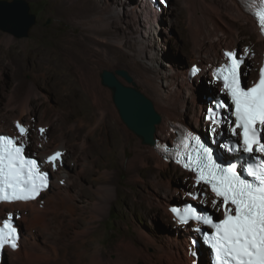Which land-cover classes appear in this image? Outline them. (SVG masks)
I'll return each mask as SVG.
<instances>
[{
  "label": "bare ground",
  "instance_id": "bare-ground-1",
  "mask_svg": "<svg viewBox=\"0 0 264 264\" xmlns=\"http://www.w3.org/2000/svg\"><path fill=\"white\" fill-rule=\"evenodd\" d=\"M131 1L132 0H94L97 7L95 10L96 12L91 16H87V20H82L81 26H83L84 29L92 28L94 30L93 33L97 34L98 41L100 39V41L108 42L112 46L113 51L118 50L124 54L132 55L131 58L135 55L132 54L130 50H127L125 46L127 43H130V40L134 41L138 51L135 58L141 61L140 63H142L144 68L151 67L157 72L156 67L163 57L160 46L155 44L156 42L160 44L159 41L162 38L160 33L162 29H165V32L169 33L171 25H168V20L166 18H161V15L163 12L164 15L169 14L172 5L169 4L164 9V6L159 3V7L157 8V6L150 1L138 0V2H134L135 4L132 6ZM60 3L65 5V3H70V1L64 0ZM62 5H60V7H62ZM68 7L70 6H67V8ZM184 10H187L188 18L190 19L189 29L193 42L191 67L199 64L201 69L197 75L190 77L188 75V70L185 68L186 65H182V63L179 62L181 65H179V68L175 66L174 68H177L176 70L171 69L165 71L164 74L159 73L163 75L164 81L155 79L156 83L153 84L140 72V76H134L128 70L114 69L117 78L125 85H137V83H139L138 81H143V83H149L152 87L156 98L159 100L157 103L152 102L161 118L160 122L156 125L154 133V140L157 142H163L174 137L172 127H175L176 122L184 123V125L189 128L198 126L200 123V116L197 118L196 103L197 96L199 95H197V93L200 87L203 91H200V94L206 93V86L201 84L203 76L210 84H217L212 69L217 62L225 59L222 51L223 49H232L236 51L238 48L242 47V53L246 54L248 58L249 54L251 57L255 54V52L251 50L252 45H249L250 48H248L246 47L247 43L242 45L239 42L241 40L239 30L227 19V17L233 19L241 26L251 27V29L257 33V42H260V45L257 43L253 45L255 49L257 45H259L258 48L262 50L263 54L260 60L257 58L255 61L251 59L253 62L251 66L252 70L247 66L246 72L251 75V79L256 78L254 73H252L254 64L260 66L263 61L264 35L256 20L253 16L244 11L238 0H184V4H179L176 8L178 13L177 25L181 24L180 19ZM122 21L129 23L131 27L128 26L126 28L127 30L122 29L120 27ZM164 23L165 26L163 27L162 25ZM121 31H123L124 34L122 33L123 35L115 39L114 37L108 36V34L111 35L110 33L112 32L120 33ZM128 33L129 35H126ZM3 40L6 41L5 46L3 45ZM61 40L64 41L63 45L65 40L68 42H66V44H68L69 49L71 48V50L75 51V60L78 61V55L81 53L78 52L79 50L77 51V49H75L76 46L73 43L74 41L72 42L74 39L68 37L66 39L62 38ZM26 59L32 60L30 75H32L33 78H30V80L25 79V81L21 79L20 83L25 86L24 84L30 81L33 87L38 88V86L44 85L55 93L59 99L64 96L69 97L67 99L69 101L61 99L63 100L61 101L63 109L60 112L65 114L64 119L66 123L63 121V125H71L73 128L70 129L71 131L69 130L70 132H65L64 135L61 133L59 139L55 141L57 143H54L53 141H49L48 136L45 134L46 126H43L42 129H44V132L41 133V129L37 130L32 121H23L22 116L15 118L14 124L19 122L27 129L26 135L21 137L17 128L7 125L4 118L0 117V128L7 129L5 132L12 133L14 136L18 137L19 141H24L28 145H31V148H28V150L31 153L35 152L44 162L45 169L49 168L53 175H55L53 176L52 185L49 190L41 196V198L44 196L45 199L43 203H39V199L37 201L0 203V218L7 217L8 214L11 213L17 217V219L24 220L26 223L23 229V226L21 227L18 223L22 231L19 248L11 250L5 247L2 256L5 255L4 257L6 259V251L8 250L10 254L14 255L13 259H11L13 264L16 262L22 264H55L56 262L61 264V261H65V264H72L73 262L71 263V260L66 254V250L63 251L64 254L60 255L59 247L56 246V249L51 243L49 235H52L54 226L57 222L62 224L65 222V219L67 220L66 216L70 222L84 224L81 213L77 214V203L85 208V211H87L90 216L88 220H86L85 216L86 222L83 225V229L75 231L76 235H84L86 232H90L97 228L93 227L94 222L107 212L111 200H113L117 192H120V189L112 183L113 177L110 175L111 167H108V164L114 163L118 150L120 147L122 148L123 140L122 136L119 137L115 134L113 126L108 123L106 119L107 109L100 104L99 96L97 97L95 92L93 93L95 96L92 97L94 103L98 105V113L95 116L93 124L88 121L91 113L89 104L91 100H89L88 94H86L77 81L68 76L70 74L67 72L68 69L66 68L64 60L55 51L48 49L46 45L40 43L32 47L27 45L23 49H18L12 36L0 38V69L16 63L20 68L19 71L23 73L27 71V67L23 63ZM75 60L74 62H76ZM99 61L107 63L109 59L99 58ZM248 63L250 62L246 60L242 65V69H244L245 65H248ZM169 66L170 65H168V67ZM93 69L94 68L88 69L89 74L94 75V80H96V82H102L103 77H101V72L97 71V69ZM19 71L17 72L19 73ZM144 71L147 72V70ZM38 72L40 76H36ZM209 72L212 74L210 75ZM96 73H98V75H96ZM90 81L91 78L89 77L87 82ZM131 87L137 88L134 85ZM209 94L213 95L212 93ZM29 99L30 96L27 95L23 101V107L29 106ZM203 103L206 104V101L204 100ZM211 104L212 103H209L206 106L203 104V107H205L203 108L201 102L199 110L200 114L202 113L203 115L204 127L207 129L210 128V123L206 121L205 113L208 105ZM156 107H158L157 109H159V111ZM113 113L115 118L119 120L120 117L116 109H114ZM187 117H196L197 120L194 123L188 120L192 124L180 120L186 119ZM124 127L128 132L127 134H129V128H126L127 126ZM225 127V125H219L217 129L223 130L226 129ZM101 129H104L105 135ZM2 132L4 131L0 130V133ZM69 134L78 142L77 145L79 148H77V150L72 151L70 148L71 146L68 145L67 137ZM94 134L99 136L101 139L100 143H103V146L100 143L97 144L94 141H90ZM139 142L142 144V140ZM106 144L109 146L106 147ZM147 145L148 149L146 150L149 151L150 156L153 157L154 166L157 168L156 173H158L159 169L166 168L169 162L164 160V157L156 151L155 143H148ZM57 151L62 155L56 162V166L53 167L47 162V158ZM224 155L233 158V156L229 154L224 153ZM136 160L141 165L143 170H141L142 173L149 169L147 156L143 150L131 160L130 167L135 165ZM94 171L100 173L102 176L107 175L108 181L93 186L92 195H94L96 199L92 201L90 196H86L88 194V186H86L85 183L88 182L92 185L93 181L97 179L93 178L95 174ZM187 173L190 172L187 171ZM111 174L115 177L113 172H111ZM153 177L152 180L155 181L157 185L159 184L160 187H163L164 192L155 194L153 198L149 200V203L153 206L157 205L162 207L175 222L173 225V229H175L174 232L171 234L169 232L171 236L160 244L158 249L159 252L151 253L145 250L144 247L137 248L130 245L134 248L131 249L133 253L131 252L128 258H105L97 245L93 247L92 252H90L89 248L81 245L82 248H80L78 252V264H138L141 263L142 260H145L148 264H197L201 260L203 262L200 264H211L210 257L209 260L207 259L209 250L204 248L202 244L196 248L194 247L197 253L195 252V255L192 254L193 252L189 250V237L191 236L192 230L190 226L182 229V224L178 222L177 218H175L170 210L172 200L169 198L168 190L170 189L172 181L159 179L156 175ZM135 179L139 181L144 180L140 173H135ZM192 179L193 184L191 189H199V186L195 184V176L193 174ZM63 181L65 184L61 185ZM178 185L177 191H179L182 182ZM189 193L190 190L188 194L179 191L177 197L184 198L186 195H189ZM189 197L190 200H195L197 203L203 204L205 207L209 208V205L206 206L207 201L210 198L214 199L213 194L209 196L210 198L205 199L202 197L193 199L191 195H189ZM131 198V195H129L126 197V200L131 202ZM125 204L129 206L126 202ZM6 206L10 209H6ZM132 206L134 213L137 212L145 216L150 214L149 210H141L138 208L140 206H138L137 203H134ZM153 206H151V208ZM130 208L128 207V209ZM52 223L54 225H52ZM164 227L166 226L164 225L163 229H165ZM166 230H168V228ZM141 233L144 237H148L146 232ZM165 235L166 234H164V236ZM166 236L168 237V231ZM39 241L41 242L40 245H38ZM198 247L200 249H198ZM60 256L64 257L60 258ZM5 259L3 258L0 264H8V261H5Z\"/></svg>",
  "mask_w": 264,
  "mask_h": 264
},
{
  "label": "rangeland",
  "instance_id": "rangeland-1",
  "mask_svg": "<svg viewBox=\"0 0 264 264\" xmlns=\"http://www.w3.org/2000/svg\"><path fill=\"white\" fill-rule=\"evenodd\" d=\"M27 1L30 3L31 12L35 13L37 16L36 23L31 27L29 34L24 37H17L15 34L9 31L0 29V38L12 36L18 49H23L27 45L32 47L35 44L40 43L42 45H46L48 49L55 51L64 60L66 68L68 69L67 72L68 74H70L68 76L77 81V83L83 88L86 94H88L89 100H91L89 102L91 113L88 121L93 124L95 121V116L98 113V105L94 103L92 97L95 96L93 94L95 92L96 96H99L100 104L107 109L106 119L108 123L113 126L115 134L119 137L122 136L123 140L122 148L120 147V149L118 150V154H116L117 156L114 163L108 164V167H111L110 175L113 177L112 183L120 189V192H117L116 196L113 198V200H111V204L110 207H108L107 212L103 214L100 219H97L94 222L93 227L97 228L93 229L90 232H86V234L84 235H76L75 231L83 229V225L86 222L85 216L86 220H88L90 216L88 212L85 211L86 209L81 207V205L77 203V214L81 213V216L83 217L82 221L84 222V224L77 222L76 224L74 222H70L68 221V217L66 216L67 220L65 219L64 223L60 224L57 222V224L54 226L53 232L51 230L52 235H49L51 243L55 247H59L60 255L64 254L63 251L66 250V254L71 260V263L73 262L72 264H78V252L80 251V248H82V246L89 248L90 252H92L93 247L97 245V247L101 249L100 252L103 256H105V258L114 257L117 259L128 258V255H130L131 252L133 253V250L131 249H133L134 247H144L145 250L151 253L159 252L158 249L160 247V244L167 240L166 238H169L171 236L170 234L174 232L175 229H173V225L175 222L170 218V216L162 207H159L157 205L153 206L149 203V200H151L155 194H161L164 192L163 187H160L159 184L157 185V183L152 180V178H154L153 176L156 175L159 179L172 181L170 189L168 190L169 198H171L172 200L171 205H176L177 202L180 203L181 201H195L190 200L189 195H186L184 198L177 197V193L179 191L181 193L187 194L189 190L190 193L206 192V196H200L204 199L210 198L209 196L212 193L204 185H199V189L197 190L191 189V186L193 184L192 174L187 173V171L173 162H169V165L166 168L159 169V172L156 173L157 168H155L154 166V159L152 156H150L149 151L146 150L148 149V143H145L143 141V138L137 135L133 130H131L123 121L114 102V90L103 83V78L102 82H96V80H94V75H90L88 69H97V71L101 72V77L105 70L114 72V69L116 68L120 70H128L134 76H140L141 73L145 77H147V79H149L153 84H155V81L158 79L164 81L163 75L160 74H164V72L167 70H176L177 68H179V65H181V63L182 65H186L185 68L189 70L192 65L191 55L193 54V42L191 40V33L189 29L190 19L188 18L187 10H184L183 14L181 15V24L177 25L178 13L176 11V8L177 6H179V4H184V0H174L169 14L164 15L163 12V14L161 15V18H166L168 21H170H167V23H169L168 25H171L169 33L165 32V29H162L160 33V36H162V38L160 39V41L158 40L160 44H158V42H156L155 44L160 46V51L163 57L160 59L159 65L156 67L157 72L156 70L154 71L151 67L144 68L142 63H140L141 61L135 58L138 51L137 45L134 41L130 40V43H127L125 46L127 50H130V52L135 55L133 56V58H131L132 55L124 54L123 52L118 50L113 51L112 46L108 42L100 41V39L98 41L97 34L93 33L94 30L92 28L84 29L83 26H81L82 20H87V16H91L96 12L95 10L97 7L94 0H69L70 3H65V5H62L60 3L64 0ZM134 2L136 3L138 2V0H132V6H134ZM60 5H62V7H60ZM67 6L70 7L67 8ZM227 19L235 27L238 28L239 36L241 39L239 42L242 45L247 43L246 47L248 48H250L249 45H252L251 50L255 52L252 57L250 56V54L249 58L246 57L247 62L250 63H248V65H245L243 69V72L246 74L244 75V77L251 78V75L246 72L247 66L252 70L251 66L253 65V62L251 59H254V61L256 60V58L260 60L263 54L262 50L258 48L260 42H257V33L252 30L251 27L241 26L229 17H227ZM128 26L131 27V25L127 22L122 21V23H120V27L122 29H126ZM162 26L164 27L165 23ZM122 33L123 31H121L120 33L112 32L110 33L111 35L108 34V36L114 37L115 39L124 34ZM126 35H129V33ZM67 36L74 39L72 40V42L74 41L73 43L76 46L75 49H77V51L79 50L78 52L81 53L78 55V61L75 60V51L71 50V48L69 49L68 44H66V40L63 45L64 41L61 39H66L68 38ZM3 41V45L5 46L6 41ZM256 43L259 44L257 45L258 49H255V46L253 45ZM242 51V47L236 50L237 53H242ZM99 58H108L109 62H101L99 61ZM74 60L76 62H74ZM179 62L181 63L179 64ZM23 63L27 67V71H24L23 73L19 71L20 68L16 65V63L10 64L5 68L0 69V117L4 118V121L7 125H10L14 128H17L16 124H14V119L20 116L23 117V121H32L35 124V128L37 130H40L43 128V126H46L45 134L48 136L49 141L57 143L55 141L59 139L61 133H63L64 135L65 132H70V129L73 128L71 127V125H63V121L65 122V114L60 112L63 109L61 101L67 100L69 97L64 96L59 99L55 95V93L50 91L44 85L38 86V88L33 87L30 81L26 82V84H24L25 86H23L22 83H20L21 79H24L25 81V79L30 80V78H33V76L30 75L32 60L26 59L25 61H23ZM167 64L170 65V68ZM175 66L177 68H174ZM258 66V64H254L253 66L252 73H254L255 77H257ZM144 70H147V72ZM17 71H19L20 74ZM209 74L211 75L212 73L209 72ZM96 75H98V73H96ZM36 76H40V73H36ZM89 77L91 78V81L87 82ZM138 82L139 83H137V85H133L141 90L144 94H146L154 103H157L159 100L156 98V95L152 90L150 84H147L145 82L143 83V81ZM201 84L206 86V89L208 91L206 90V93L200 94V91L203 92L201 87L198 90L199 92L197 91V95H199L197 96L196 112L197 118L198 116H200V123L196 127L199 130L203 131L206 135H208L210 139V131L209 129L204 127L203 115L202 113L200 114L199 111L200 104L202 102L203 107L204 105L206 106L207 104L212 103L216 96L221 94V92L223 91V87L219 81H217L216 85L210 84L204 76ZM209 93H212L213 95H210ZM27 95L30 96L29 106L23 107L22 104ZM204 100L206 101V104L203 103ZM157 108L158 107H156V109ZM114 109H116L118 112V115L120 117L119 120L118 118H115V115L113 113ZM157 110L159 111V109ZM195 118L187 117L186 119L180 120L192 124L189 121H192L194 123L197 120V118ZM124 126H127L126 128H129V134H127L128 132ZM226 127L229 126L226 125ZM0 130L4 132L7 131V129L5 128H0ZM101 130L104 132V129ZM220 130L221 129H217V133L219 132L217 136H222ZM4 132L3 134H5ZM223 136L224 138L227 137V133H225ZM67 138L68 145L71 146V150H77V148H79L77 145L78 142L72 137L71 134H69ZM141 140L142 144L139 142ZM169 140H165L163 142H168ZM90 141H94L95 143L99 144L101 142V139L97 134H94L93 138L90 139ZM100 144L102 146L104 145L103 143ZM105 146L108 147L109 145L106 144ZM28 148H31V145H28ZM141 150H143L146 154L149 164V169L147 171H144L143 173L141 172V165L137 160L135 162V165L130 167L131 160L135 156H137V154ZM111 172L115 174V177L111 174ZM135 173H140L143 176L144 180H136ZM94 175L93 178L97 179L93 181L92 185H90L88 182L85 183L86 186H88V194L86 193V196H90L92 201L96 199V197L92 195V188H94L93 186L98 185V183L102 184L108 181L107 175L102 176L97 172H95ZM52 176L55 175H53L52 173ZM179 181L182 182V185L180 186L179 191H177L176 189L179 186L178 184H180ZM129 195H131L132 197L131 202L126 200V197ZM211 200L212 198L207 201L206 206L209 205L210 210L215 211L218 216H221L220 211L212 208ZM125 202L129 206H127ZM134 203H137V205L140 206L138 208H140L141 210H149L150 214L145 216L144 214L141 215L137 212L134 213V209L132 208V205ZM151 206L153 207L151 208ZM128 207L131 208L128 209ZM5 208L10 209L7 206ZM16 220L21 225V227L23 226L22 229L25 228L26 223L24 220H19L17 219V217ZM52 225L54 224L52 223ZM164 225L166 226L164 227L165 229H163ZM189 226L191 227V223L186 225L182 224V229ZM167 228L168 230H166ZM167 231L168 237L166 236ZM141 232H146L148 237H144ZM164 234L166 235L164 236ZM191 237L193 236H190L189 240ZM40 243L41 242L39 241L38 245H40ZM198 249L200 248L198 247ZM13 257L14 255L10 254L7 250L6 260L8 261V264H13L11 260L13 259ZM62 257L64 256H60V258ZM207 259L209 260V256H207ZM201 262L203 261L201 260L197 264H200ZM15 264L22 263L16 262ZM55 264L58 263L55 262ZM61 264H65V261H61ZM138 264L148 263H146L145 260H142L141 263Z\"/></svg>",
  "mask_w": 264,
  "mask_h": 264
},
{
  "label": "snow or ice",
  "instance_id": "snow-or-ice-1",
  "mask_svg": "<svg viewBox=\"0 0 264 264\" xmlns=\"http://www.w3.org/2000/svg\"><path fill=\"white\" fill-rule=\"evenodd\" d=\"M249 7L264 32V0H250ZM224 56L226 62L216 68L214 75L222 82L230 103L220 101L208 109L206 118L210 133L218 134L217 126L227 123L218 109H227L234 116L230 131L237 139L227 151L236 154V162H221L213 149L191 132L181 136L175 151L177 162L195 173V184L210 188L214 196L211 206L221 212L222 219L201 213L191 204L171 211L180 224L195 221L209 226L210 232L199 226L192 231L210 248L212 264H264V67L258 81L247 87L242 82L246 75L242 71L244 59L234 51H226ZM199 71L194 67L191 75ZM16 127L21 137L26 135L27 129L19 122ZM61 155L57 151L47 162L55 167ZM47 186L48 173L41 170L38 161L25 155L24 146L16 138L0 135V202L35 199ZM189 195L199 199L205 193ZM17 240L18 230L9 213L0 222V249L5 245L16 248ZM196 243L194 238L192 245Z\"/></svg>",
  "mask_w": 264,
  "mask_h": 264
},
{
  "label": "water",
  "instance_id": "water-1",
  "mask_svg": "<svg viewBox=\"0 0 264 264\" xmlns=\"http://www.w3.org/2000/svg\"><path fill=\"white\" fill-rule=\"evenodd\" d=\"M167 1L171 5L174 3V0ZM36 18L27 0H0V29L9 31L17 37H24L29 34L31 27L36 23ZM102 77L104 84L114 90V102L127 126L141 136L145 143L157 144L158 142L154 140V133L161 118L152 100L137 88L120 82L112 71L105 70ZM28 154L31 155L30 152ZM214 154L221 161V157L215 151Z\"/></svg>",
  "mask_w": 264,
  "mask_h": 264
},
{
  "label": "trees",
  "instance_id": "trees-1",
  "mask_svg": "<svg viewBox=\"0 0 264 264\" xmlns=\"http://www.w3.org/2000/svg\"><path fill=\"white\" fill-rule=\"evenodd\" d=\"M181 204V202L179 203V202H177V204L176 205H180Z\"/></svg>",
  "mask_w": 264,
  "mask_h": 264
}]
</instances>
